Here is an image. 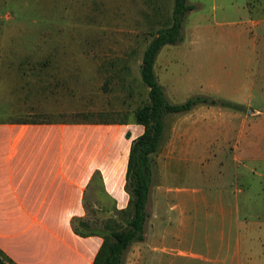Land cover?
<instances>
[{"label": "rangeland", "instance_id": "1", "mask_svg": "<svg viewBox=\"0 0 264 264\" xmlns=\"http://www.w3.org/2000/svg\"><path fill=\"white\" fill-rule=\"evenodd\" d=\"M188 3L195 10L183 24L182 42L166 46L161 53L158 81L172 103L201 95L229 101L241 109L216 106L226 112L216 113L209 144L204 146L198 139L200 145L173 162L165 156L179 151L180 146L169 141H174L185 118L169 116L168 142L153 156V188H163L170 175L167 183L173 188L245 190L250 194H241L240 218L243 221L246 213L264 225V198L259 194L264 188V29L260 23L253 24L264 20V0H247L250 14L244 0ZM172 9L173 0H0V119L6 116L4 92L12 78H21L39 62L49 61L51 66L46 67L63 69L66 65L58 60L64 58L75 59L79 74L74 90L67 86V97L76 100L73 120L133 118L135 110L148 101L149 89L140 74L143 52L155 33L166 27ZM191 41L195 42L192 57L200 61L204 81L190 79L193 72L180 71L186 68L180 60L190 53ZM229 114H236L230 122ZM223 145L228 151L223 152ZM170 164L168 173L165 169ZM96 181L100 183L98 178ZM153 204L151 199L147 212ZM79 219L87 226H79ZM109 221L122 229L127 218L114 208H86L84 218L75 217L77 228L100 237L109 234L104 229Z\"/></svg>", "mask_w": 264, "mask_h": 264}, {"label": "crops", "instance_id": "2", "mask_svg": "<svg viewBox=\"0 0 264 264\" xmlns=\"http://www.w3.org/2000/svg\"><path fill=\"white\" fill-rule=\"evenodd\" d=\"M259 23L264 29V20L253 21L255 26ZM194 45L191 41L190 53L180 60L186 66L180 71L193 72L190 79L204 81L200 61L192 57ZM165 47L156 58L155 72ZM58 61L66 67H46L51 66L49 61L39 62L21 78H12L4 92L0 249L17 264H93L103 239L76 235L72 219L84 218L86 208L122 211L128 207L125 186L130 149L144 132L134 117L73 120L76 100L67 97V86L73 90L76 86V62L71 58ZM209 86L215 87L214 83ZM215 107L201 104L176 114L185 122L169 142L180 150L166 155V160L184 158L200 145L198 139L204 146L209 144L216 113L226 112ZM235 115L229 114L228 122ZM167 139L165 133L164 144ZM225 147L223 152L228 151ZM207 151L204 147L203 153ZM171 169L170 164L165 171ZM169 177L163 188L152 187L147 209L151 199L154 204L148 212L145 240L131 246L124 264H264V225L246 213L243 221L240 218L241 194L250 192L173 188L167 183ZM259 194L264 198V188Z\"/></svg>", "mask_w": 264, "mask_h": 264}, {"label": "trees", "instance_id": "3", "mask_svg": "<svg viewBox=\"0 0 264 264\" xmlns=\"http://www.w3.org/2000/svg\"><path fill=\"white\" fill-rule=\"evenodd\" d=\"M195 7L188 0H173L170 21L159 29L146 46L140 63V74L144 85L149 89L148 101L133 113L136 124L144 127L141 136L132 142L126 173L125 189L129 194L128 207L121 212L126 215L127 223L120 229L112 221L106 222L104 229L109 232L102 237L93 264H124L126 255L135 243L145 240V228L149 219L147 203L154 185L156 163L153 156L163 148L167 119L169 116L187 113L197 105L220 106L239 111L240 105L229 101L206 96H194L183 103H172L166 96L163 86L159 83L155 63L161 49L167 45L182 42V29L187 15ZM79 226H87V222L79 219ZM72 229L80 237L93 236L82 232L72 219ZM6 260H1V257ZM0 264H17L0 250Z\"/></svg>", "mask_w": 264, "mask_h": 264}]
</instances>
